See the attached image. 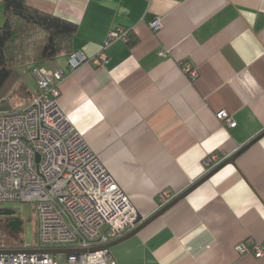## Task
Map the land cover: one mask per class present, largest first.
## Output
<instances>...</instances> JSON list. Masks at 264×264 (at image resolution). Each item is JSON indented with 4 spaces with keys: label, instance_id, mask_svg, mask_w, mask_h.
Masks as SVG:
<instances>
[{
    "label": "crops",
    "instance_id": "crops-1",
    "mask_svg": "<svg viewBox=\"0 0 264 264\" xmlns=\"http://www.w3.org/2000/svg\"><path fill=\"white\" fill-rule=\"evenodd\" d=\"M27 3L77 24L73 50L93 57L106 48L103 66L66 76L58 101L143 217L163 190L181 193L202 178L209 154H233L264 131V0ZM4 10L0 0V26ZM119 26L130 42L105 47ZM67 56L47 67L66 68ZM24 81L29 101L37 81ZM247 240L264 242V137L111 252L117 264H264L236 250Z\"/></svg>",
    "mask_w": 264,
    "mask_h": 264
},
{
    "label": "built area",
    "instance_id": "built-area-1",
    "mask_svg": "<svg viewBox=\"0 0 264 264\" xmlns=\"http://www.w3.org/2000/svg\"><path fill=\"white\" fill-rule=\"evenodd\" d=\"M150 26L159 30L161 20L157 18ZM117 40L130 42V29L119 26L110 30L105 47ZM107 60L106 48L93 57L74 50L67 56L66 68L36 66L37 85L29 102L17 109L0 108V205L34 202L39 214L37 245L0 248L21 250L0 255V264H117L103 246L137 227L138 212L129 195L58 101L60 83L69 73L87 63L103 66ZM184 70L192 80L198 76L189 64ZM217 117L229 127L237 124L227 110L218 111ZM230 155L209 154L205 174ZM178 194L163 190L158 210ZM96 247L99 249L88 251ZM45 249L87 251L61 253L66 255L61 261L59 254ZM236 250L261 258L264 242L243 241Z\"/></svg>",
    "mask_w": 264,
    "mask_h": 264
},
{
    "label": "trees",
    "instance_id": "trees-1",
    "mask_svg": "<svg viewBox=\"0 0 264 264\" xmlns=\"http://www.w3.org/2000/svg\"><path fill=\"white\" fill-rule=\"evenodd\" d=\"M5 23L0 26V108L13 109L9 95L24 83L22 69L33 73L62 54L73 52L75 22L28 5L27 0H3Z\"/></svg>",
    "mask_w": 264,
    "mask_h": 264
},
{
    "label": "rangeland",
    "instance_id": "rangeland-1",
    "mask_svg": "<svg viewBox=\"0 0 264 264\" xmlns=\"http://www.w3.org/2000/svg\"><path fill=\"white\" fill-rule=\"evenodd\" d=\"M27 69H22L23 79L24 76H33ZM24 83H19L13 89L12 94L9 95L13 109L25 106L28 101ZM5 208H13L23 221V230L16 235H12L8 230L2 229L0 226V248L13 247L25 245L34 247L38 243V228H39V214L36 204L34 202L11 201L3 203ZM61 261L66 259L65 254H59Z\"/></svg>",
    "mask_w": 264,
    "mask_h": 264
},
{
    "label": "water",
    "instance_id": "water-1",
    "mask_svg": "<svg viewBox=\"0 0 264 264\" xmlns=\"http://www.w3.org/2000/svg\"><path fill=\"white\" fill-rule=\"evenodd\" d=\"M264 137V131L262 133H260L258 136H256L255 138H253L250 142H248L247 144H245L244 146H242L241 148H239L236 152H234L233 154H231L226 160H224L220 165H218L216 168H214L213 170H211L209 173L205 174L202 178H200L198 181H196L194 184H192L190 187H188L186 190H184L183 192L179 193L175 198H173L169 203H167L165 206H163L162 208H160L159 210H157L154 214H152L151 216L144 218L142 215L138 214V218H137V227L129 232L128 234L124 235L123 237L114 240L106 245H104V248H107L110 253L111 249L130 239L131 237H133L134 235L138 234L140 231H142L145 227H147L149 224H151L153 221H155L156 219H158L159 217L163 216L168 210H170L172 207H174L176 204H178L180 201L184 200L189 194H191L194 190H196L199 186H201L202 184H204L206 181H208L215 173H217L219 170H221L222 168H224L225 166L229 165V164H234L237 160V158L243 154L245 151H247L253 144H255L256 142L260 141L262 138ZM3 212L5 214H14L16 213L15 209L13 208H3L2 210H0V212ZM99 249V247L96 248H91L88 251L93 252L95 250ZM21 250H16V249H0V255H6V254H12V253H17ZM43 251H47L49 253H53V254H61V253H67V254H78V253H83L86 252L87 250L82 249V250H78V249H45Z\"/></svg>",
    "mask_w": 264,
    "mask_h": 264
},
{
    "label": "flooded vegetation",
    "instance_id": "flooded-vegetation-1",
    "mask_svg": "<svg viewBox=\"0 0 264 264\" xmlns=\"http://www.w3.org/2000/svg\"><path fill=\"white\" fill-rule=\"evenodd\" d=\"M5 208L0 205V210ZM0 226L2 229L8 230L10 234L16 235L23 230V221L17 213L5 214L0 212Z\"/></svg>",
    "mask_w": 264,
    "mask_h": 264
}]
</instances>
